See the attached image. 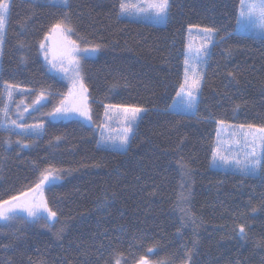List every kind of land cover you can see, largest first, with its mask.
Segmentation results:
<instances>
[{"label": "trees", "instance_id": "16d2710c", "mask_svg": "<svg viewBox=\"0 0 264 264\" xmlns=\"http://www.w3.org/2000/svg\"><path fill=\"white\" fill-rule=\"evenodd\" d=\"M43 2L12 0L0 92L5 82L43 88L50 93L52 109L67 86L48 72L38 44L61 13L41 7ZM70 3L76 29L72 39L82 48L102 45L96 56L81 63L93 120L101 123L105 103L147 111L127 153L98 148L95 127L75 119L45 120L43 134L26 141L31 147L23 151L14 143V133L13 145L5 151L9 133L0 128V196L31 186L46 167L64 170L62 179L44 191L49 206L59 209V222L51 230L17 223L0 231V264H115L117 253L121 264H135L141 257L181 264V246L191 248L193 239L199 243L192 264H264V247H257L264 240V175L246 177L210 167L216 120L264 124V42L227 36L235 27L239 0H172L171 18L163 26L118 18V0ZM189 24L213 25L226 37L212 50L195 116L169 110L183 75ZM181 157L192 170L196 225L178 233L180 213L173 204ZM253 207L258 210L252 212ZM238 223L246 225L247 240L233 232Z\"/></svg>", "mask_w": 264, "mask_h": 264}, {"label": "snow or ice", "instance_id": "6c2138e0", "mask_svg": "<svg viewBox=\"0 0 264 264\" xmlns=\"http://www.w3.org/2000/svg\"><path fill=\"white\" fill-rule=\"evenodd\" d=\"M35 5L36 0H29ZM12 0H0V58L3 56V45L7 31V20L12 8ZM41 7H51L60 11L61 15L53 20L43 39L38 44V54L42 55L49 65L50 73L62 74L61 78L69 82L67 94H61L59 103L54 105L52 111L47 115L52 119H68L69 114H75L80 119L81 126L95 127L99 131L97 141L98 148L110 151L127 153L131 140L142 119V113L147 111L140 106H119L111 103L103 104L104 120L97 124L93 120L92 108L89 105L88 87L82 74L81 59L72 53L82 52L89 56L101 50L102 45L95 44L90 47H81L76 40L72 39L76 32L71 21L70 0H44ZM116 7V5H113ZM135 8L139 19L146 23L166 25L171 18L172 0H139L136 4H130L127 0H118V18L132 16ZM188 42L184 45L183 52V75L176 82V99L170 106L177 114L184 116H195L198 101L202 95L203 84L206 79V68L212 56V50L221 45L225 36L219 35V29L213 25L189 24L187 26ZM239 34L243 38H249V34L259 37L264 42V0H239L238 15L235 17V27L227 36ZM199 39V44L194 43L193 38ZM48 41H56L59 45L61 55H56L49 47ZM23 43L20 47H24ZM228 57L232 56L231 49L225 50ZM51 55V59L49 58ZM21 61L24 58L21 57ZM228 76L236 79L234 72L229 71ZM16 93L21 99L17 102ZM50 93L46 89L36 91L32 88L22 87L20 84L5 82L0 92V100L6 101L0 106V126L9 133L4 140L5 151L13 145L11 139L14 133L17 139L14 143L21 151L30 148L31 144L26 141L38 139L44 131L43 123H26L25 113L40 112L46 105L42 102L48 101ZM29 100V103H25ZM39 105L40 107H37ZM12 107L15 108V119L10 115ZM239 105L234 111H238ZM217 137L214 144L210 146V166L215 168H228L238 171L242 176L256 177L264 175V124H226L224 120H216ZM115 128L116 135L111 132ZM232 129L227 139L221 138L223 129ZM59 142L61 137L57 136ZM242 155V159H241ZM179 181L176 190V199L173 207L180 213V224L177 232L188 225H196V217L191 207L192 191L189 183L192 170L181 157L178 161ZM62 169L52 166L44 168L39 172L38 178L31 186H27L4 198L0 196V222H3V230L14 227L17 223L40 224L51 230L55 223L59 222V209L49 206L44 197L45 185L49 190L62 179ZM70 174V173H69ZM115 195V193H113ZM264 209V204H262ZM256 207L252 212H256ZM60 232L56 233L60 239ZM233 232L240 240H247L248 232L244 223H238ZM195 235V227H193ZM199 243L193 239L192 247L184 248L181 264H192L195 248ZM9 247V245H3ZM257 247H264V240L257 242ZM152 248L148 249L151 253ZM117 253L115 264H121ZM139 264H149L148 260L141 257Z\"/></svg>", "mask_w": 264, "mask_h": 264}, {"label": "rangeland", "instance_id": "374dc122", "mask_svg": "<svg viewBox=\"0 0 264 264\" xmlns=\"http://www.w3.org/2000/svg\"><path fill=\"white\" fill-rule=\"evenodd\" d=\"M127 2L128 3H130V4H136V3H138L139 2V0H127ZM122 18H125V19H129V20H134V21H141V22H143L142 20H140L139 19V14H136V11H135V8H133L132 9V16H131V18H128V17H122ZM154 25H156V24H154ZM157 26H163V25H157ZM249 36H253V37H256V36H254V35H252V34H249ZM257 38H259V37H257ZM188 34H187V31H186V33H185V44L188 42ZM194 39V43L196 44V45H198L199 44V39L198 38H193ZM48 44H49V47L50 48H52L53 50H54V52H55V54L56 55H61V53H60V51H59V45H58V43L56 42V41H48L47 42ZM184 44V45H185ZM97 54V53H96ZM96 54H94V55H91V56H89V55H87V54H85V53H82V52H77V53H72V55H74V56H77V57H83V58H90V57H94V56H96ZM41 56V59H42V61L44 62V64H45V66H46V68H47V70H48V68H49V65L45 62V60H44V58H43V56L42 55H40ZM50 59H51V55H50V57H49ZM83 58L81 59V63H82V60H83ZM0 60H1V58H0ZM49 72V71H48ZM53 74V73H52ZM55 75H57L59 78H61V75L62 74H55ZM62 79V78H61ZM64 80V82L66 83V86H67V92H68V86H69V82L66 80V79H63ZM67 94V93H66ZM16 95V100H17V102L19 101V99H21V97H20V94L19 93H16L15 94ZM174 99H176V96L173 98V100ZM172 100V101H173ZM6 102V101H5ZM30 101L29 100H25V103H29ZM42 103H44L46 106V108L45 107H43V108H41V110H40V112H32V110L30 109V111H29V113H25V117H26V119H25V121H23V122H26V123H43L45 120H49V121H67V120H72V119H75V120H79L80 121V119L81 118H78L75 114H69L70 115V118H68V119H52V118H50L48 115H47V113L48 112H50V111H52V109H49V103H50V97H49V100L48 101H45V102H42ZM59 103V102H58ZM57 103V104H58ZM89 103V102H88ZM57 104H55V105H57ZM172 105V102H171V104H170V106ZM169 106V110L170 111H173V112H175V110H173L171 107ZM37 107H40L39 105H37ZM53 107V106H52ZM14 113H15V108L14 107H12V109H11V111H10V115H12L13 116V119H15L16 117H15V115H14ZM145 113H142V116L144 115ZM2 118V117H1ZM104 120V111H103V115H102V119H101V122ZM226 124H229V123H226ZM232 125H238V124H232ZM219 126L217 125V127H216V135H215V141H216V137H217V128H218ZM0 128H3L2 126H0ZM4 129V128H3ZM96 129V128H95ZM96 131H97V135H98V139H99V131H98V129H96ZM231 132H232V129H230V128H226V129H223L222 131H221V133H220V135H221V138L222 139H227L228 137H229V135L231 134ZM111 134L112 135H116V130H115V128H113V130H112V132H111ZM215 141H214V143H215ZM104 149V148H103ZM241 159H242V155H241ZM211 167V166H210ZM211 169H213V170H217V171H221V172H229V173H236V174H240L238 171H236V170H234V169H232L231 167H228V168H224V167H221V168H215V167H211ZM257 176H259V174L257 175ZM59 182V181H58ZM57 182V183H58ZM48 187V185H45V188H44V191H45V189ZM152 253V252H151ZM150 254V253H149ZM145 259L146 260H148V262H149V264H160V263H155V262H153V261H151L149 258H147V257H145ZM135 264H139V261L137 262V263H135Z\"/></svg>", "mask_w": 264, "mask_h": 264}]
</instances>
